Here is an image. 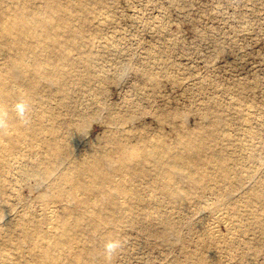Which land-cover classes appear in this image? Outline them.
I'll list each match as a JSON object with an SVG mask.
<instances>
[{"label": "rangeland", "instance_id": "374dc122", "mask_svg": "<svg viewBox=\"0 0 264 264\" xmlns=\"http://www.w3.org/2000/svg\"><path fill=\"white\" fill-rule=\"evenodd\" d=\"M6 1L41 11L48 0L2 3ZM53 5L69 18L65 30L56 34L59 41L52 40L57 45L45 51L48 62L68 66V94L46 79L42 93L63 111L68 103L81 111L98 100V107L82 110L81 128L72 130L77 139L84 132L88 140L80 146L82 152L99 143L116 154L125 146L139 155L151 149L153 140L171 156L183 151V144L195 143L192 135L198 134L207 147L210 142L233 145V155L248 158L229 163L244 172L253 168L257 179L264 178V0H53ZM38 33L46 31L39 28ZM14 54L0 38V68ZM37 105L35 100L33 108ZM165 146L169 148L162 150ZM16 148L9 159L19 180L11 178L9 167H0V215L3 205L15 206L10 212L17 211L15 218L26 211L42 231L53 220L62 240L52 238L53 246L34 254L25 249L18 256L3 235L21 236L27 245L40 243L41 237L32 239L38 235L36 226L20 232L17 224L8 229L0 225V264H264V221L257 222L254 215L264 219L260 204L231 206L221 201L216 186L203 189L183 178L178 184L188 200L170 199L151 184L154 162L148 160L142 174L129 170L132 177L126 183L135 185L143 198L139 204H123H132L135 214L129 219L124 208L118 210L121 203L99 195L91 200L89 190L82 195L65 188L63 195L56 194L30 178L18 169L22 161H37L39 155L19 140ZM249 152L256 156L249 158ZM245 190H236L233 197ZM97 217L104 228L94 223ZM215 221L222 240L209 237ZM108 240L121 242L110 259L103 253ZM9 250L18 256L14 261L2 253Z\"/></svg>", "mask_w": 264, "mask_h": 264}, {"label": "bare ground", "instance_id": "6f19581e", "mask_svg": "<svg viewBox=\"0 0 264 264\" xmlns=\"http://www.w3.org/2000/svg\"><path fill=\"white\" fill-rule=\"evenodd\" d=\"M2 1L0 0V38L8 42L16 51L12 59L7 58L5 67L0 68V112L6 113L8 119L7 133H0V167L3 169L9 167L12 174L11 178L19 180L20 174L11 168L15 165L11 162L12 159H9V155L13 151H17L16 141L19 140L29 144V146H34L33 153L39 157L37 161H22L18 170L31 175L30 178L33 177L36 181H40L56 194L63 195L65 188H69L71 191L77 190L82 195L89 190L91 200L96 201L94 197L99 195L98 199L107 198L113 203H121L122 205L118 206V210L124 208L125 213H130L124 217L129 219L135 214V212L130 211L132 204L131 202L128 206L123 204L130 200L139 204L143 200L136 186L126 183L132 177L129 170L133 169L136 173L142 174L140 170L143 168L141 167L148 160L154 162L149 167L153 179L151 184L155 182L154 185L160 188L163 193L171 196L170 199L188 200V192L178 184V179L183 178L187 179L191 185L203 189L212 185L216 186L222 196L221 201L227 202L231 206L243 202L246 204L257 203L264 208V178L259 179V177L257 179L258 172L253 168L244 172L243 168L229 163V160L237 161L248 158L244 155H233L231 153L233 145L229 143L222 146L220 143L210 142L207 147L203 137L194 134L192 136H195V143L188 146L183 144V151L173 152L171 156L162 153L158 149L161 144L153 140L149 142L151 149L141 151L140 156L132 153L125 146H121L116 154L110 148L99 143H91L82 152L80 146L87 145L88 140L83 137V131L81 137L77 139L72 130L73 128H81L79 123L82 110L98 107V100L93 99L84 107L82 106L81 111L76 106L69 108L71 105L68 103L65 111H63L61 107L56 108L50 105L49 99H45L41 84L44 79L52 82L53 85L57 82L59 85L53 86V89H57L61 94H68L64 87V79L69 74L68 66L63 62L59 64L48 62L47 58L50 53L48 55L45 50L51 44L57 45L52 40L59 41L56 34L65 30L69 16L63 13V9L58 11L53 5V0H48L41 11L29 10L28 5L24 2L14 1L10 3L6 1L3 4ZM39 28L45 30L46 34H39ZM31 53L33 54V61H31ZM19 77L23 79L22 83L18 82L17 78ZM35 100L38 107L33 108ZM20 102L28 106L30 123L27 125L21 123L13 111V106ZM100 106L104 105L100 103ZM180 140L181 143H184L182 138ZM168 148L165 146L162 150ZM169 152L167 150L166 153ZM247 155L249 158L256 156L254 152H249ZM42 164L46 165L42 166ZM233 178L236 181H232ZM254 181H256L254 186L246 187V183ZM243 188H246V194L234 198L235 191ZM70 196H66L67 201ZM90 208L87 207V209ZM14 209H16L15 206H2L3 213L0 215V225H3V228L7 226L8 229L17 224L20 232L36 226L34 232L38 235L32 239L42 238L40 243L32 242L27 245V239L21 236L13 238V233H5L3 235L4 241H10L11 249L17 250L18 256L25 249L29 252L34 251V254L41 251L43 247L53 246V239L55 242L62 240L60 234L53 230L55 225L53 220H51L48 229L42 231L37 227L38 222H35L33 217L27 216L26 211H23L22 215L18 213V218H15L17 211L10 213ZM254 215L257 222L263 223L264 219L260 217L261 214L254 213ZM97 221V227L102 228V220L97 217L94 223L96 224ZM216 222L218 221H215L209 237L214 240H222L221 235L216 230ZM76 246L73 245L72 247ZM84 246H86L85 249L88 248L85 243ZM12 250L2 251V253L4 252L7 257L14 261L18 256ZM95 258L101 262L100 256ZM61 263L63 262L60 261L57 264Z\"/></svg>", "mask_w": 264, "mask_h": 264}, {"label": "clouds", "instance_id": "9594fccd", "mask_svg": "<svg viewBox=\"0 0 264 264\" xmlns=\"http://www.w3.org/2000/svg\"><path fill=\"white\" fill-rule=\"evenodd\" d=\"M13 111L16 113V118L20 120L21 123L27 125L30 123L28 118V106L23 103H17L13 106ZM8 130V119L7 114L4 112H0V133L6 134ZM121 248V242L118 240H108L103 245V253L106 258H112L118 250Z\"/></svg>", "mask_w": 264, "mask_h": 264}]
</instances>
